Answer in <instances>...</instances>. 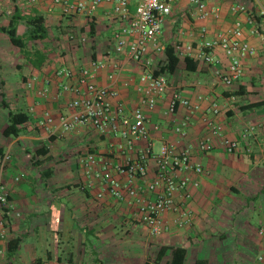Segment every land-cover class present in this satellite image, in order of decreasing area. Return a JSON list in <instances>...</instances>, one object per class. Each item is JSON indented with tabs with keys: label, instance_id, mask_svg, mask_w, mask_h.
I'll list each match as a JSON object with an SVG mask.
<instances>
[{
	"label": "crops",
	"instance_id": "crops-1",
	"mask_svg": "<svg viewBox=\"0 0 264 264\" xmlns=\"http://www.w3.org/2000/svg\"><path fill=\"white\" fill-rule=\"evenodd\" d=\"M205 1L216 16L200 19L195 8L181 0L164 18L160 35L148 45L145 58L153 69L163 63L167 46L179 62L172 74H165V95L152 111L146 112L147 139L135 141L133 149L127 150L123 140L103 135L89 125L68 132L57 126L60 114H72L67 105L76 98L62 87H78L84 93L77 76L92 60L105 63L93 82L116 91L117 96L110 99L112 107L129 113L139 106L138 78L143 67L125 53L115 52L113 33L129 21L114 14V0L103 2L89 16H62L50 0H37L32 6L0 0V5L11 3L17 7L24 17L40 15L47 30L44 39L29 46L26 43L24 51L29 56L25 64L0 56V149L10 157L0 170V185L10 206L4 234H0V264H32L36 259L42 260L40 264H125L126 252L137 258L138 264H170L171 249L175 248L185 250L184 264H264V107L247 109L264 101V0ZM234 6H243L246 12L234 14ZM9 11H0V26L8 24ZM128 12L129 17L134 13L132 0ZM252 17L259 22L248 24L246 20ZM236 20L242 22L241 39L255 50V55L244 61L239 81L231 85L219 81L214 71L221 66L198 62L187 68L184 59L194 60L185 47L196 45L202 27L212 37L229 31ZM20 30L19 26L17 34H24ZM70 31L86 35V43L70 41ZM35 51L41 60L35 59ZM218 56L223 68L226 59L222 54ZM22 65L28 68V74L14 78L13 73ZM61 67L72 76H58ZM45 88L47 96L40 98L38 93ZM174 91L198 108L190 111L177 107L173 114H167L168 99ZM212 102L219 107L218 114L211 117L220 128L219 137L209 136L204 121L210 118L206 110ZM18 110L26 113L28 122L19 136L6 139L2 131L7 126L8 112ZM45 113L53 118L52 133L36 127ZM187 118L185 133L179 135L174 128ZM250 127L254 128L253 138L243 140L242 132ZM207 137L211 149L198 151L197 144ZM223 139L239 140V151L225 153ZM163 145H173L177 151L190 148L192 161L200 166L202 174H180L198 186L190 184L174 197L175 207L183 203L191 211L192 220L179 226L177 213L170 209L161 217V231L152 235L133 216L135 206L112 198L100 181L84 175L81 160L93 155L96 169L107 167L115 173L116 166L135 160L147 147L153 155ZM146 165L144 181L149 183L155 163L150 159ZM117 177L120 182L127 179L125 174ZM46 236L51 240L48 248ZM26 237H32L43 250L42 256L24 263L21 252ZM15 238L21 243L17 253L7 258V244ZM161 248L167 250L156 261ZM60 250L63 254L58 253Z\"/></svg>",
	"mask_w": 264,
	"mask_h": 264
},
{
	"label": "built area",
	"instance_id": "built-area-1",
	"mask_svg": "<svg viewBox=\"0 0 264 264\" xmlns=\"http://www.w3.org/2000/svg\"><path fill=\"white\" fill-rule=\"evenodd\" d=\"M20 5L22 0H16ZM56 6L62 16H89L100 4L108 0H50ZM181 0H132L134 3V13L129 17V0H114L113 12L115 15L128 19V25L121 27L113 33L115 42V52L125 53L134 62H140L143 67L138 78L137 91L141 94L139 106L127 113L120 107L114 108L110 99L115 98L117 93L111 88L97 86L93 80L95 73L104 68L105 63L101 60H92L88 67L83 66L78 72V82L84 85V93L78 87L63 86V90H71L76 94V98L67 105L72 114H60L57 118V126L62 131H73L79 126H91L103 135H111L124 141L127 150H132L135 141L145 140L148 137V116L155 108L168 89L165 74L157 73L158 69L151 67L152 63L146 59L148 45L161 33L164 18L169 15L172 6ZM198 13V18L206 19L209 15L216 16L215 10H209L205 0H187ZM37 0H24L25 5H35ZM14 8V6H13ZM231 11L235 13H245L243 6H234ZM12 13L11 11H9ZM248 24H253L252 18L246 20ZM242 37V22L236 20L233 27L224 33H217L212 37L208 36V30L202 27L198 33L196 45H187L186 53L194 61L207 66H215L214 75L225 85H231L243 76V63L249 57L255 55V50ZM70 41H78L85 44L86 35L75 34L70 31L68 36ZM218 54H222L226 59V64L222 68ZM56 74L70 78L72 73L61 67ZM40 98L47 96V89H42L38 93ZM198 99H202L198 97ZM177 107L197 109L191 105L189 100L183 98L178 91L171 93L167 103V114H173ZM206 112L210 118L205 119V125L210 137H219L220 128L213 121L218 114L217 103L212 102ZM188 118L174 128L179 135H184ZM53 118L49 113L36 123V127L52 133L54 129ZM254 128L250 127L242 132V139H252ZM239 140L223 139L222 146L225 153L233 154L239 151ZM123 150V146H119ZM200 152H208L211 149L209 137L203 138L197 144ZM10 157L8 154L0 156V170L4 169ZM155 163L154 177L149 183L144 179L147 174V160ZM193 152L190 148L177 151L173 145H163L157 154L151 155V149L147 147L135 160L128 161L124 166H116L117 175L125 174L127 179L120 182L115 173L107 167L96 169L97 160L93 155H88L81 160L83 173L88 178L100 181L108 194L129 206H135L133 216L142 224L150 234L156 235L161 231L162 215L173 209L178 215V224L185 221L189 223L193 215L183 203L175 207L174 197L176 193L185 191L191 184L197 187L196 181H191L189 177L179 175L193 172L196 175L202 174L200 166L193 163ZM18 180V178H16ZM137 182L140 185H137ZM153 196V198H151ZM101 197V195H99ZM189 195L185 193V198ZM8 195L0 185V234H4L6 225V214L9 209Z\"/></svg>",
	"mask_w": 264,
	"mask_h": 264
},
{
	"label": "trees",
	"instance_id": "trees-1",
	"mask_svg": "<svg viewBox=\"0 0 264 264\" xmlns=\"http://www.w3.org/2000/svg\"><path fill=\"white\" fill-rule=\"evenodd\" d=\"M252 21L254 23L259 22V20L254 17H252ZM19 26L25 27V32L22 35L17 34V28ZM90 31L93 32V26L90 27ZM0 33L7 36L10 44L13 47L18 48L23 52L24 49L26 48L27 42H36L38 40L44 39L46 37L47 30L44 25V19L40 15L34 14L32 16L30 15L24 17L23 15H21L20 10L17 7H14L8 24L6 26H0ZM34 55L36 60H41V55H39L37 51H35ZM26 56H29V53H27ZM164 56L165 59L163 63L158 67L157 73H162L166 75L172 74L177 68L179 59L175 55L173 49L170 46H167L164 49ZM184 62L187 65V68L191 64L195 66L196 63H198L188 58H185ZM262 107H264V101L251 104L248 106L247 109L252 110V109H259ZM27 122H28V116L22 110H18L15 112H11V111L8 112L7 126L2 131V136L5 137L6 139L16 138L22 132V126ZM37 153L38 152H36L35 154ZM2 155H3V150L0 149V156ZM20 243H21V239L15 238L7 244V249H6L7 258H12L17 253ZM166 250L167 249L165 248L160 249L156 257V261H159L162 258ZM185 255L186 252L182 248L171 249L170 264H184ZM41 262L42 260L36 259L32 261V264H40ZM195 264H207V262L196 261Z\"/></svg>",
	"mask_w": 264,
	"mask_h": 264
},
{
	"label": "rangeland",
	"instance_id": "rangeland-1",
	"mask_svg": "<svg viewBox=\"0 0 264 264\" xmlns=\"http://www.w3.org/2000/svg\"><path fill=\"white\" fill-rule=\"evenodd\" d=\"M16 3H17V1H16ZM24 5H25L24 0H22L19 6H24ZM12 7H13V5L11 3H6V4L4 3L3 5H0V11H3L2 13H4L6 10H8V11L11 10ZM0 22H1V20H0ZM21 31L25 32V29L24 28L21 29L20 34H21ZM27 44L29 46L32 43L27 42ZM26 51L22 52L20 49L13 47L10 44L7 36L0 33V56H4L5 59H9V61H17V62L19 61V62L25 64V62H27L26 54L29 53ZM11 63H13V62H11ZM12 69H14V68H12ZM27 74H28V68L26 66L22 65V67L20 68L19 71H17V72L15 71V73H13V77L18 78V77H21L23 75L26 76ZM46 238L48 239V241H47L48 243L45 244V246L51 243L50 238L47 236H46ZM32 242L35 244H33ZM30 244H32L33 246L28 249V245H30ZM126 248H129V247H126ZM126 248H124V249H126ZM42 250H43V247L40 246L39 244H36L35 240L32 237H26V239L24 241V245L22 247V252H21V253H23V256H24V259L22 262L26 263V262H28V260H32L34 258H38V257L42 256V253H41ZM62 250H64V249H62ZM125 251H128V250H125ZM58 253L63 254L61 250ZM124 254H125L124 259L126 261V262L124 261L125 264H138L139 263L138 259L135 258L131 253L126 252Z\"/></svg>",
	"mask_w": 264,
	"mask_h": 264
},
{
	"label": "water",
	"instance_id": "water-1",
	"mask_svg": "<svg viewBox=\"0 0 264 264\" xmlns=\"http://www.w3.org/2000/svg\"><path fill=\"white\" fill-rule=\"evenodd\" d=\"M23 28V26H20V29H22Z\"/></svg>",
	"mask_w": 264,
	"mask_h": 264
}]
</instances>
